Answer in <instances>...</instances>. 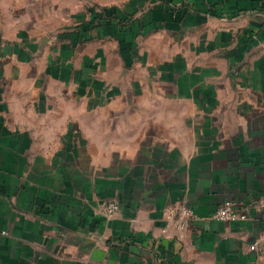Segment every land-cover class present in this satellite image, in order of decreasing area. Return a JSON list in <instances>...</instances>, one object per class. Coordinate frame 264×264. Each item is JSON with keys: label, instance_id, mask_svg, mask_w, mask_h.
Returning a JSON list of instances; mask_svg holds the SVG:
<instances>
[{"label": "crops", "instance_id": "0c3cea01", "mask_svg": "<svg viewBox=\"0 0 264 264\" xmlns=\"http://www.w3.org/2000/svg\"><path fill=\"white\" fill-rule=\"evenodd\" d=\"M0 264H264V0H0Z\"/></svg>", "mask_w": 264, "mask_h": 264}, {"label": "built area", "instance_id": "2783aa9c", "mask_svg": "<svg viewBox=\"0 0 264 264\" xmlns=\"http://www.w3.org/2000/svg\"><path fill=\"white\" fill-rule=\"evenodd\" d=\"M95 12L97 11L95 10ZM97 13L101 14L103 12ZM119 208L117 202H110L105 209L106 216L108 218L112 217L119 211ZM164 216L168 224L175 228L177 234H182L197 219L194 210L184 204L168 206L164 211ZM213 218L217 221L229 223L236 220H247L248 214L246 210H239L235 202L227 200L219 206Z\"/></svg>", "mask_w": 264, "mask_h": 264}, {"label": "trees", "instance_id": "16d2710c", "mask_svg": "<svg viewBox=\"0 0 264 264\" xmlns=\"http://www.w3.org/2000/svg\"><path fill=\"white\" fill-rule=\"evenodd\" d=\"M89 12L91 13V16L93 19L90 22H86L84 24L87 26L88 31H90L92 29L93 30L96 29V27L100 23H102V24L105 23L104 25H107V26L111 25V26L116 28L117 38L119 40H121L123 45L125 44V46H126V44H127V47L129 46V44L127 42V38H129V32L131 33L132 28L128 29V26L130 24V27H131L135 23V22H132L131 18H125V19L117 18L116 14H115V9H113V8H110V9L106 8L103 13L99 14V13L95 12L94 7H91L89 9ZM140 32L141 31L139 28V31L137 34L138 36L140 35ZM86 40H88V38H86Z\"/></svg>", "mask_w": 264, "mask_h": 264}]
</instances>
